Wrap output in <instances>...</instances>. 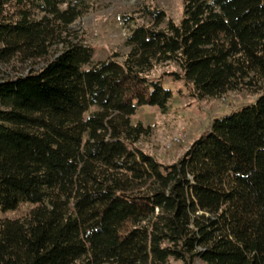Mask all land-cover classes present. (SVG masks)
Here are the masks:
<instances>
[{"label": "trees", "instance_id": "16d2710c", "mask_svg": "<svg viewBox=\"0 0 264 264\" xmlns=\"http://www.w3.org/2000/svg\"><path fill=\"white\" fill-rule=\"evenodd\" d=\"M24 2L0 0V63L47 60L0 79V210L33 204L0 221V264H264V0H183L178 22L144 5L122 61L94 63L70 28L89 0ZM165 63L198 99L257 94L169 164L131 120L169 113L146 75Z\"/></svg>", "mask_w": 264, "mask_h": 264}, {"label": "rangeland", "instance_id": "374dc122", "mask_svg": "<svg viewBox=\"0 0 264 264\" xmlns=\"http://www.w3.org/2000/svg\"><path fill=\"white\" fill-rule=\"evenodd\" d=\"M24 1L30 6L34 16L41 15L37 5L39 0ZM88 4V11L70 24V28L81 34L84 42L93 48L94 63L111 56L122 61L129 49L125 45V38L130 28L136 24L150 22V18L142 12L144 5L161 8L167 16L178 22L182 15L183 0H89ZM55 53L56 47H53L50 57ZM46 60L47 58L29 62L17 61L8 65L0 63V79H10L36 71ZM172 71L180 72L173 63H165L146 74L150 79L161 78L163 86L172 90L169 113H160L156 106L142 105L131 117L133 123L139 120L152 127L150 134L137 143L138 147L165 164L176 161L185 153L192 143L209 129L215 117L229 114L257 98V94L241 90L230 91L220 98L198 99L192 95L189 85L184 84L182 80H173L168 75V72ZM32 207L33 204L23 202L16 209L0 210V221L6 218H24ZM130 228L131 222L126 221L122 232ZM170 264L183 263L170 260ZM193 264L202 263L195 261Z\"/></svg>", "mask_w": 264, "mask_h": 264}]
</instances>
